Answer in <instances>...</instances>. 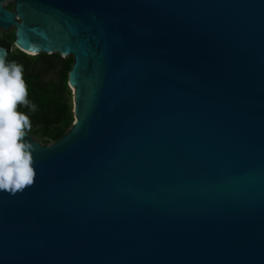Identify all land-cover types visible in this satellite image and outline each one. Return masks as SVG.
Masks as SVG:
<instances>
[{"label":"water","instance_id":"1","mask_svg":"<svg viewBox=\"0 0 264 264\" xmlns=\"http://www.w3.org/2000/svg\"><path fill=\"white\" fill-rule=\"evenodd\" d=\"M11 27L72 57L73 121L27 133L0 264H264V0H0Z\"/></svg>","mask_w":264,"mask_h":264},{"label":"trees","instance_id":"2","mask_svg":"<svg viewBox=\"0 0 264 264\" xmlns=\"http://www.w3.org/2000/svg\"><path fill=\"white\" fill-rule=\"evenodd\" d=\"M11 41L0 39V44L8 50L6 63L22 66L27 98L35 105L34 111L23 105L18 106V111L30 118L31 130L28 133L40 137L44 143L53 142L67 131L73 121L67 87V74L73 59L58 53L29 56L17 48L12 54Z\"/></svg>","mask_w":264,"mask_h":264},{"label":"clouds","instance_id":"3","mask_svg":"<svg viewBox=\"0 0 264 264\" xmlns=\"http://www.w3.org/2000/svg\"><path fill=\"white\" fill-rule=\"evenodd\" d=\"M27 97L22 66L0 58V192L13 195L30 187L36 176L35 149L26 139L31 121L18 111L20 105L35 110Z\"/></svg>","mask_w":264,"mask_h":264},{"label":"rangeland","instance_id":"4","mask_svg":"<svg viewBox=\"0 0 264 264\" xmlns=\"http://www.w3.org/2000/svg\"><path fill=\"white\" fill-rule=\"evenodd\" d=\"M4 5L6 6V7H8V8H13V5H14V2L13 1H11V2H8V3H4ZM0 39H3V40H12L11 41V47H10V51H11V53L12 54H14L15 53V50H16V47H15V45H14V28L13 27H11V29L10 30H0ZM67 87H68V89H69V91H70V93L68 94V99H69V102H70V104H71V106L73 105V88L72 87H70L69 85H68V83H67ZM38 142H40V143H42V144H46V145H48V144H50V143H52V142H50V143H44L43 141H42V139L40 138V137H38V136H36V135H33V134H31Z\"/></svg>","mask_w":264,"mask_h":264},{"label":"bare ground","instance_id":"5","mask_svg":"<svg viewBox=\"0 0 264 264\" xmlns=\"http://www.w3.org/2000/svg\"><path fill=\"white\" fill-rule=\"evenodd\" d=\"M73 86V85H72ZM73 88H74V86H73Z\"/></svg>","mask_w":264,"mask_h":264},{"label":"flooded vegetation","instance_id":"6","mask_svg":"<svg viewBox=\"0 0 264 264\" xmlns=\"http://www.w3.org/2000/svg\"><path fill=\"white\" fill-rule=\"evenodd\" d=\"M11 9V8H10Z\"/></svg>","mask_w":264,"mask_h":264}]
</instances>
